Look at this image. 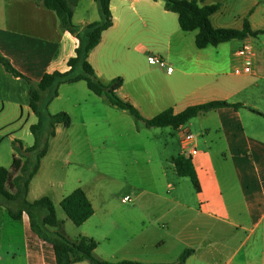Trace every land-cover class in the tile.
Wrapping results in <instances>:
<instances>
[{"label":"crops","instance_id":"1","mask_svg":"<svg viewBox=\"0 0 264 264\" xmlns=\"http://www.w3.org/2000/svg\"><path fill=\"white\" fill-rule=\"evenodd\" d=\"M67 1L73 8L76 26L85 28L101 20L96 0ZM197 1L201 6H219L211 17L216 29L243 30L248 22L252 31H264V0ZM110 9L113 25L103 32L88 60L103 83L123 79L119 97L133 104L145 119L168 109L179 114L190 106L212 101H227L240 107L203 112L196 117L215 114L217 121L203 125L194 136L192 145L198 154L191 162L200 190L194 188L195 195L185 198L174 184L167 183L168 168L164 163L170 158V169L178 176L173 160L183 155L184 126L172 128L180 133L181 143L180 152L171 158L166 141L165 148L158 150L155 140L142 137L138 123L143 122L106 97L96 96L85 81L62 84L49 111L67 112L72 125L57 127L49 152L30 184L28 200L49 197L58 219L64 222L52 231L72 240L81 236L94 239L98 242L95 255L104 261L140 263L151 247L150 235L154 234L158 246L182 244L180 255L193 250L184 264L196 259H200L199 264H264V135L258 131L264 129V34L199 49L197 31L184 32L178 15L166 10L162 0H111ZM244 43L253 45L252 73L232 72L230 78L226 70L241 66L235 53ZM78 46L76 36L65 31L57 14L40 0H0V54L26 77H15L0 64V169L12 168L15 140H21L26 147L34 144L30 129L38 118L29 106L30 88L45 73L69 71L68 61ZM157 58L166 60L174 72L167 74ZM157 74L165 80L160 81ZM131 116L137 124L132 123ZM126 122L135 136L125 137L122 125ZM103 125L118 129L116 140L125 142L111 140V149L121 156L148 158L150 162L141 170L136 167L138 159L133 163L142 175L149 173L145 177L150 181L154 177L149 188L142 181L128 184L136 195V203L125 215L117 214L115 203L98 201L102 200L106 179L102 182L99 175L86 183L78 179L76 186L70 177L61 176L55 162V150L62 147L61 156L70 160L76 153L75 145L82 141L91 154L96 153L97 147L92 146L89 136L81 139L73 130L93 128L99 133ZM167 128L171 127L157 129ZM106 146L103 142L100 151ZM162 186L166 188L168 203L158 205L159 210L151 206L153 210L145 212L141 200L148 195L160 196ZM78 188L86 192L95 213L84 225L73 229L67 215H59L58 206L61 208L62 200ZM125 197L128 196L122 198L123 206L128 204L123 202ZM12 221L18 222L19 227ZM116 231L126 234L125 243L117 244L113 238ZM106 242L111 251L125 255L119 259L101 254ZM17 256L26 258L27 264H56L52 246L32 233L29 217L24 214L22 220L14 221L0 206V264Z\"/></svg>","mask_w":264,"mask_h":264},{"label":"trees","instance_id":"2","mask_svg":"<svg viewBox=\"0 0 264 264\" xmlns=\"http://www.w3.org/2000/svg\"><path fill=\"white\" fill-rule=\"evenodd\" d=\"M40 1L45 8L57 14L61 27L76 36L79 46L75 50V56L68 61L69 71L45 73L40 82L29 90V106L38 118V122L30 129L34 136V144L26 147L21 140L13 142L15 150L13 166L11 169H0V206L7 210L14 221L22 220L24 214L29 217L32 233L52 246L56 264H76L84 261L90 264H143L133 261L113 263L99 259L95 255L98 242L94 239L81 236L72 240L59 231H52L62 227L64 222L58 219L56 206L49 197L28 200L30 184L49 152L51 140L56 137L57 127L70 128L72 125V118L67 112L52 114L49 111L50 103L58 96L60 85L85 81L88 89L96 96L106 97L110 103L128 111L136 121L143 122L148 128L179 129L200 113L221 108L238 109L240 105L227 101H212L190 106L179 114H175L173 109H168L152 119H145L133 104L119 97L118 90L123 86V79L117 78L108 84L103 83L88 60L90 52L100 44L103 32L113 25L111 0H96L101 20L85 28L74 24V11L67 0ZM162 1L166 10L178 15L180 27L184 32L197 31L196 46L199 49L264 34V31H252L248 22L245 23L243 30L214 28L211 17L219 9L217 5L201 6L197 0ZM0 64L15 77L26 78L1 54ZM173 161L178 176L190 178L196 191H199V180L191 159L179 155ZM60 206L76 227L84 225L95 213L92 202L82 188L65 197ZM193 253V250H185L177 261L171 264H184Z\"/></svg>","mask_w":264,"mask_h":264},{"label":"rangeland","instance_id":"3","mask_svg":"<svg viewBox=\"0 0 264 264\" xmlns=\"http://www.w3.org/2000/svg\"><path fill=\"white\" fill-rule=\"evenodd\" d=\"M164 60V59H163ZM166 61V60H164ZM167 62V61H166ZM168 63V62H167ZM165 69V68H164ZM166 70V69H165ZM226 74L231 76L230 74L234 72V70H231L230 68L226 70ZM235 73V72H234ZM159 75V80L163 81L165 78L163 75ZM153 76H155L153 74ZM231 78V77H230ZM131 119L134 121L132 122L135 124V120L131 116ZM214 121H217V117L215 114H208L207 116H202L201 118H195L189 121L186 125H184L183 130H188L191 132V134L195 137H197L198 132L200 131V128L203 125H208L209 123H212ZM127 124V125H126ZM125 125H122L123 127V133L125 137H131L132 135H136V133L131 130L130 123L126 122ZM137 124V122H136ZM141 127V134L144 139H152L155 140L157 143L158 150H163L165 148L163 142L168 143V156H177V154L180 152V133L173 130L172 128L167 129H157V128H147L144 124L138 123ZM76 136H80L81 139L82 136H89L90 142H92V146L97 147V152L91 154L89 152L88 146L85 145L82 141L81 144L75 145L76 153L73 155L74 157H71L70 160L67 158H64L61 156V150L62 147L59 150H55V162L57 166L58 172L63 175H67L70 177L72 183L76 186L77 180L81 179L84 183L88 182V180L91 177L99 175L101 177V181L107 180L108 182L105 183L102 186V193L101 199H98L99 202H102L103 200L111 201L115 203V211L118 215H125L126 210L132 207L135 203V194H133V190L131 186H128L129 183H139L142 181L144 184L148 185V188L150 187V184L154 181V177L151 178V181L149 178L145 177L149 173H146L145 176L141 173V168L146 167L148 165V158L141 159L140 157H135L133 155L127 154L126 156H121L116 153L115 150H112L110 145L112 144L111 140H116L117 138V131L118 129H110L109 127L106 128L105 125H103V131L96 132L93 128H89L88 131L82 130V128H76L73 130ZM258 131L262 132L264 135V129H258ZM105 142L107 144L106 147H103L100 151L99 146L102 145V143ZM116 143L123 144L125 143L124 140H116ZM162 153V152H161ZM139 160V165H136V167L140 168L138 171H136V167L134 166L135 160ZM165 159V158H164ZM150 162V161H149ZM170 162L171 159L167 158L165 163V166L167 169V183L174 184L178 192H180L181 197L190 198L195 195V189L194 185L190 178L188 177H180L174 174L172 170L170 169ZM154 167V164L151 165ZM170 169V170H169ZM143 177V178H142ZM164 178H162L163 182ZM142 185V184H141ZM163 185V184H162ZM151 190V189H150ZM164 186H162V189L160 188V196L155 197L154 195H148L145 196L141 202L144 207V211L147 212L150 210L151 206H156L159 210L160 206L158 205H165L167 204V196L165 195ZM124 196H128L132 198V201H130L127 205H121L122 198ZM166 197V199H165ZM126 198V197H125ZM153 210V209H151ZM150 210V211H151ZM58 213L60 216L64 215L65 213L61 208L58 206ZM130 218V217H128ZM71 223V220L69 221ZM13 225L16 227H19L18 222H13ZM71 227L75 229V225L71 224ZM74 236V235H72ZM75 239L76 237H72ZM114 240L117 241V244L119 243H125L126 234H124L122 231H116L114 234ZM151 240V247L148 251L143 255L142 260L140 263L144 264H161V263H173L177 261L178 257L180 256V249L182 247V244H178L175 242H169L166 245L158 246V242H156V236L154 234L150 235ZM15 243H18V240L15 241ZM184 251V250H183ZM182 251V252H183ZM101 254H109L111 256H114L115 258H122L123 255H125L124 252H122V255H118L115 251L110 250V245L108 242L104 244L102 247V250L100 252ZM128 260V259H125ZM122 261V260H120ZM200 259H196L191 264H199ZM85 264H88V262H84ZM3 264H27L26 258L23 256H17L16 259H9L6 260V262H3Z\"/></svg>","mask_w":264,"mask_h":264},{"label":"built area","instance_id":"4","mask_svg":"<svg viewBox=\"0 0 264 264\" xmlns=\"http://www.w3.org/2000/svg\"><path fill=\"white\" fill-rule=\"evenodd\" d=\"M253 55H254V49L253 45L250 43H244L241 47L236 51L235 56L239 58L242 61L241 66L236 67L234 72L237 75L242 74H250L252 73L253 69ZM157 63L162 67L166 69L167 74H172L174 72V67L172 65H169L166 61L163 59L157 58ZM194 140V136L191 134L190 131H184L183 132V155L186 158L192 159L194 156L198 154V150L196 147L192 145ZM131 201L130 197H126L123 199L124 203H129Z\"/></svg>","mask_w":264,"mask_h":264}]
</instances>
